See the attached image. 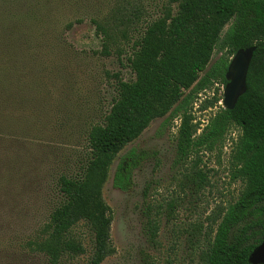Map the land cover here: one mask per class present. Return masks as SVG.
<instances>
[{"label": "rangeland", "instance_id": "obj_1", "mask_svg": "<svg viewBox=\"0 0 264 264\" xmlns=\"http://www.w3.org/2000/svg\"><path fill=\"white\" fill-rule=\"evenodd\" d=\"M180 1L0 0V65L17 70L10 75L6 106L9 137L0 145V264H47L31 244L62 200L58 179L81 172L87 132L109 114L118 82L135 79L128 62L135 43L152 22L169 10L176 13ZM222 54L215 51L207 70ZM215 89L219 97L224 94L225 87L215 84L199 94L193 108L202 123L199 134L223 107L220 102L215 109L198 110ZM178 126V119L155 120L114 161L103 196L113 212L116 253L103 264H203L209 218L234 203L241 190L229 165L239 130L232 127L222 146L179 164ZM131 151L140 164L125 193L114 188L113 179ZM198 159L211 182L204 190H196L189 176ZM148 218L158 225L154 241ZM73 236L88 254L64 264H88L91 231L80 223Z\"/></svg>", "mask_w": 264, "mask_h": 264}, {"label": "trees", "instance_id": "obj_2", "mask_svg": "<svg viewBox=\"0 0 264 264\" xmlns=\"http://www.w3.org/2000/svg\"><path fill=\"white\" fill-rule=\"evenodd\" d=\"M106 36L111 41V36ZM252 47L257 49L246 93L233 110L219 107L199 134L202 123L193 112L199 94L218 83L225 87L232 58L238 51ZM134 48L128 62L135 79L118 82L109 114L87 132L81 172L58 179L62 200L31 244L32 251L43 255L47 264H64L66 259L87 255L83 242L73 236L75 227L84 223L93 236L88 264H103L115 255L113 212L103 196L110 169L152 122L165 118L166 124L179 120V164L198 156L200 150L212 152L222 146L232 127L239 130L229 165L231 179L240 183L241 190L234 203L217 209L209 218L202 263L250 264L252 252L264 241V0H181L177 12L169 10L152 22ZM216 50L223 54L207 70ZM104 52H108L107 47ZM13 72L5 64L0 65V145L9 137L6 106L12 94L9 81ZM22 78L19 76V80ZM19 85L17 82L18 89ZM218 91L215 89L214 97L201 103L199 112L219 106L223 95L219 97ZM17 99L21 106L22 99ZM201 162L198 159L190 169L196 190L211 185ZM139 164L135 151L121 159L114 174V188L130 192ZM147 225L154 241L158 225L150 218Z\"/></svg>", "mask_w": 264, "mask_h": 264}, {"label": "water", "instance_id": "obj_3", "mask_svg": "<svg viewBox=\"0 0 264 264\" xmlns=\"http://www.w3.org/2000/svg\"><path fill=\"white\" fill-rule=\"evenodd\" d=\"M257 47L238 51L232 58L226 74L227 85L224 89L222 105L233 110L240 97L247 90V76ZM250 264H264V241L252 252Z\"/></svg>", "mask_w": 264, "mask_h": 264}]
</instances>
